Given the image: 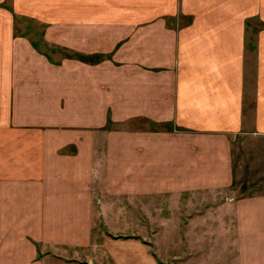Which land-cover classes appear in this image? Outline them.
Here are the masks:
<instances>
[{"label": "crops", "instance_id": "1", "mask_svg": "<svg viewBox=\"0 0 264 264\" xmlns=\"http://www.w3.org/2000/svg\"><path fill=\"white\" fill-rule=\"evenodd\" d=\"M218 191L199 249L227 216L232 264H264V0H0V264Z\"/></svg>", "mask_w": 264, "mask_h": 264}, {"label": "rangeland", "instance_id": "2", "mask_svg": "<svg viewBox=\"0 0 264 264\" xmlns=\"http://www.w3.org/2000/svg\"><path fill=\"white\" fill-rule=\"evenodd\" d=\"M90 60L94 61L98 58H90ZM229 194V191H218L199 193L196 196L183 195L180 201L162 195L159 199L149 202V204L154 203L150 207L158 208L154 212L150 214L145 212L142 217L137 218L135 216L122 218L114 212L112 217L106 219L107 228L103 225L102 218L97 215L94 219L95 250L80 254L77 256L78 259L71 257L63 259V257V260L54 259L52 262L53 264H221L224 260V264H232L230 258L232 248L228 243L232 240V235L227 216L226 236L223 237V245L221 244L220 249H215L213 246L206 250L199 249L203 244L200 241L202 235L208 240L210 236H215L216 227L221 226V217L215 218L218 215L213 207L216 208L217 202L225 201ZM132 208L135 209L136 205ZM97 210L98 207L96 213ZM116 211L118 212V209ZM201 212L205 213L206 218L197 216ZM209 212L213 214L208 215ZM134 213L135 210L132 214ZM191 227L193 233L189 232ZM187 229L188 231H185ZM202 229L204 232L200 233ZM108 233L125 239L117 237L118 239L113 242L105 243L104 239H108L106 237ZM190 242L196 245L195 248H191L193 245L189 244ZM227 248L229 251H226ZM222 250L225 252L223 255Z\"/></svg>", "mask_w": 264, "mask_h": 264}, {"label": "water", "instance_id": "3", "mask_svg": "<svg viewBox=\"0 0 264 264\" xmlns=\"http://www.w3.org/2000/svg\"><path fill=\"white\" fill-rule=\"evenodd\" d=\"M87 263V262H86Z\"/></svg>", "mask_w": 264, "mask_h": 264}]
</instances>
